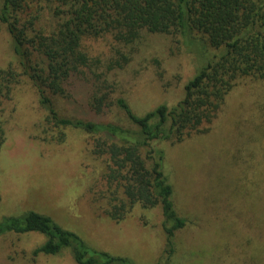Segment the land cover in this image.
<instances>
[{"label":"rangeland","instance_id":"obj_1","mask_svg":"<svg viewBox=\"0 0 264 264\" xmlns=\"http://www.w3.org/2000/svg\"><path fill=\"white\" fill-rule=\"evenodd\" d=\"M9 39L2 27L0 68L15 61ZM83 43L96 63L93 72L104 74L110 86L111 104L99 114L90 108L88 100L102 82L92 78L85 92L53 96L55 108L63 117L124 128L129 123L115 104L117 98L137 115L161 103L173 105L206 53L201 44L184 42L179 35L146 31L123 47L110 35ZM30 87L0 106V117L10 116L0 147V220L35 211L89 247L132 264H264V80H239L199 133L176 143H156L164 152L174 208L186 221L175 233L168 262L159 207L135 204L124 219H111L106 211L115 203L112 192L124 195L117 181L108 179L114 168L109 157L94 153V136L47 124L46 111ZM44 241L36 233L0 234V264H75L69 249L34 256L32 251Z\"/></svg>","mask_w":264,"mask_h":264},{"label":"trees","instance_id":"obj_2","mask_svg":"<svg viewBox=\"0 0 264 264\" xmlns=\"http://www.w3.org/2000/svg\"><path fill=\"white\" fill-rule=\"evenodd\" d=\"M2 27L15 61L0 68V106L22 87L31 86L46 111L47 124L94 136V153L109 157L114 168L109 169L108 179L117 181L124 195L118 198L112 192L115 203L107 215L119 221L135 204L146 209L159 207L166 243L164 261L168 262L175 233L186 221L174 208L173 189L163 169L164 152L156 143H176L199 133L201 126L216 117L239 80H264V0H0V30ZM143 31L179 35L206 51L201 65L183 85L182 97L173 105L161 103L142 115L117 98L115 104L126 117L127 128L60 116L52 97L85 92L92 78L102 82L88 100L90 108L99 114L111 104L110 86L102 78L104 74L93 72L96 63L83 42L110 35L123 47ZM121 59L128 61L125 55ZM8 118L0 117V147ZM5 233L43 235L45 241L32 251L34 256H55L69 249L75 264H132L126 257L89 247L49 216L31 210L1 218L0 234Z\"/></svg>","mask_w":264,"mask_h":264}]
</instances>
